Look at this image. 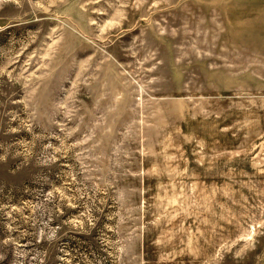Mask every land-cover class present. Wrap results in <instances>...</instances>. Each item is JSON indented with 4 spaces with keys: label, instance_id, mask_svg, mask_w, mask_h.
<instances>
[{
    "label": "rangeland",
    "instance_id": "rangeland-1",
    "mask_svg": "<svg viewBox=\"0 0 264 264\" xmlns=\"http://www.w3.org/2000/svg\"><path fill=\"white\" fill-rule=\"evenodd\" d=\"M0 264H264V0H0Z\"/></svg>",
    "mask_w": 264,
    "mask_h": 264
}]
</instances>
